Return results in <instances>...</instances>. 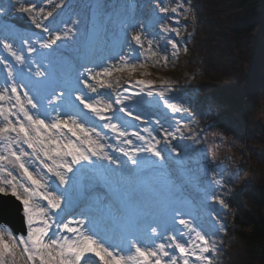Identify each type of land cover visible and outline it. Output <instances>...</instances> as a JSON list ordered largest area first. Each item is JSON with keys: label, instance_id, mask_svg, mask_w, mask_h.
Returning a JSON list of instances; mask_svg holds the SVG:
<instances>
[{"label": "snow or ice", "instance_id": "6c2138e0", "mask_svg": "<svg viewBox=\"0 0 264 264\" xmlns=\"http://www.w3.org/2000/svg\"><path fill=\"white\" fill-rule=\"evenodd\" d=\"M47 3L51 5L53 0ZM64 6V0H60L53 11H47L28 0L15 9L28 14L37 28L49 33L48 39L35 42L40 49L53 50L58 41L70 40L75 34L73 27L50 31L43 23L54 16L56 8ZM7 7L11 6L0 7V11ZM181 8L187 18L190 8L183 3L169 7L163 0H156L155 4V9L165 17L169 13L181 15ZM124 27L127 32L136 25ZM161 30L166 34V45L171 46V58L177 57L181 45L167 34L179 37L180 29L164 24ZM24 43L27 45L28 41ZM126 43L128 54L99 70L85 68L77 75V87L73 89L75 100L96 118L106 121L103 127L110 129L119 145H123L115 148L127 158L122 160L107 150L113 146L104 142L95 127L82 122L73 110L75 105L64 100L68 93H57L59 84L51 61L48 67L42 60L32 61L36 47L29 45V56L25 57L12 43L0 39V47L20 66L14 68L0 57V65L6 71L0 86V196L10 195L19 202L26 224V233L21 234L0 224V264H91L93 260L96 264H214L213 257L218 252L214 237L223 226L216 231L205 230L185 200V185L176 181L175 169L181 167L182 161L176 159L181 153L173 141L187 139L199 143L196 129L187 123L165 128L157 121L161 140L148 128L143 129L147 135L129 133L121 123L113 122L120 119L117 112L141 120L139 115L133 116L126 102L142 94L152 97L155 93L173 113L187 111L182 103L166 99L171 89L160 85L157 90L153 81H136L133 86L141 87L133 95H122L117 90L119 80L108 79L114 72L127 70L131 74L137 70V61L143 68L153 57H159L155 63L163 60L165 65L170 59L167 47L149 38L143 30L134 31L130 40L126 37ZM187 50L183 48L185 53ZM40 55L43 57V53ZM80 84L90 93L111 90L109 95L115 94V100H105L103 94L92 99L78 87ZM130 137L141 143L134 145ZM157 170L159 178L170 186L171 197L162 205L156 201L161 214H153L149 223L137 211L146 200L140 185L154 182L156 178L150 174ZM132 177L139 178L140 184L133 185ZM200 182L204 183V178ZM212 182L220 183L215 174ZM209 194L227 207L214 189L206 192L205 198ZM74 200L78 202L77 208H73ZM118 210L127 213L125 222L115 214Z\"/></svg>", "mask_w": 264, "mask_h": 264}, {"label": "rangeland", "instance_id": "374dc122", "mask_svg": "<svg viewBox=\"0 0 264 264\" xmlns=\"http://www.w3.org/2000/svg\"><path fill=\"white\" fill-rule=\"evenodd\" d=\"M27 2L28 0H0V7L11 6L7 7L5 11H0V39H6L9 43H12L14 49H16L25 57L29 56L27 52V47L29 45L36 47L37 53H33L30 57L32 61L42 60L44 66L46 67L49 66V61H51L50 66L53 69L59 84L56 89L57 93H59L61 90L68 93L65 95L64 100L75 105L73 110L79 114L82 122L87 127H95L97 132L100 133V136L104 137V142L113 146L107 149L111 154L114 153L119 159L126 160V157L121 156L120 153L115 151L116 147L123 145H119L118 141L114 138L115 134L110 129L103 127L106 121L99 120L98 118H96L94 121L88 120L90 114L89 111L84 109L83 105H80L79 102L75 100L76 93L73 91V89L77 87L76 77L79 73L83 72L85 68L99 70L100 67L116 64L121 55L128 54L129 49L126 43V37L128 40H130V37L134 31L143 30L148 34L149 38H155L158 43L167 47V53L170 56L172 52L171 46L166 45V34H164L161 30L162 25L164 24H168L171 27H177L180 29L181 34L179 37L175 36L174 33L167 34L170 36V38L174 39L178 44L181 45L177 57L171 58L170 56V59L166 65L164 64L163 60H160V63H155L159 57H153V59L147 62L143 68L139 67V61H137V70L135 72L131 74L127 70L123 72H114L111 77H108V79L113 82L119 80L120 89L125 85H135L136 81L141 80L139 71L142 69H144L142 73L144 79V77L148 78V75H145L146 72L149 73L152 70H158L160 73H164L175 67L177 63L187 61L189 54L192 57V53L190 52L191 48L193 49L195 47V41L192 42L187 39L190 37L189 29H191V25L186 24L185 19L189 20V18L192 17L191 14L193 15V13L196 14L201 12L202 5L200 8L199 0H163V3L167 4L169 7H173L177 3H183L185 8H190L187 18H185L183 15L184 8L180 9L181 15L169 13L165 17L164 14L159 13L155 9L156 0H150V3H153V6H147L146 4L143 5L142 3L141 8L139 5L140 0H110L108 7L105 5L101 6L102 0H73V4H70L69 6L65 5L62 8H56L54 10V16L43 21L44 25L49 27L50 31H63L66 27H73L75 30V34L69 41H58L57 45L53 46V50L40 49L39 45L35 43L37 40L43 41L48 39L49 33H45L42 29L37 28L28 14L19 13L15 10L20 6L21 3L26 4ZM32 2L37 3L38 0H32ZM66 2L67 0H64V3ZM59 3L60 0L44 7L47 11H53L54 6ZM43 5L44 4H42V6ZM100 7L103 12L101 11ZM150 9L151 11L155 10V13L158 15V17H164L155 23L152 21L154 24L151 29H149L148 26H145L147 22L145 19L148 16H141V11L145 10L146 13H148ZM12 19H20L24 23L32 25L39 30L15 28L14 21H12ZM77 20L79 23L74 24V22ZM176 20L179 21L178 24L176 23ZM50 22H52L53 25H50ZM126 24H134L136 27L129 28L126 32L124 27ZM149 24L151 23L149 22ZM94 36L95 42H93V49L90 52V41ZM25 40L28 41L27 45L24 43ZM60 46H64L65 50L70 53V55H64V57L71 62V68L69 70L71 71L72 78L71 85L68 87L60 86L61 83H64V80L67 81L69 79H66L67 77H63L55 67V64H57L56 62H58V57L55 55L57 53L60 55V52L58 51V47ZM133 47H135V45H133ZM184 47H187L188 49L186 53L183 51ZM40 53H43V57L40 55ZM136 54L137 53H133V55ZM62 55L63 54L61 53V56ZM0 57L7 60L13 65L14 68L20 67L15 64L14 59L8 53H6L2 47H0ZM32 67L34 70L35 64H33ZM187 74L188 73L186 72V75ZM5 77L6 71L4 70L3 66L0 65V86L3 85ZM128 81H130V83ZM78 87L87 93L92 99L101 98L99 94H103V99H110L113 101L115 100V94H111L109 99L105 96V93L108 92L107 89H99V94L97 95V93L88 92V90L85 89L82 84L78 85ZM140 87L141 86L137 85L138 89H140ZM26 90L27 89H21V92ZM45 103H47V101H45ZM144 107L145 106L143 104L136 103L132 109L133 116L139 115L141 120H134L132 117L125 116L124 113L117 112L116 116L120 119L119 121L113 120V122L121 123L125 130L129 133L138 131L141 135H147L143 129L148 128L152 130L153 135L159 139L157 136L158 131H154L152 127V124L157 123V120L151 121V119L139 113V110H142ZM108 115H111V113H108ZM224 116L225 117L222 118L221 121L216 119V122L205 130L202 137L203 141L200 143V147L198 149L194 146L190 147L191 150H189V155H194L195 158L193 159L196 161L206 159L210 163L209 166H205L204 164L196 168L194 174L198 176H204L206 169L219 176L221 175L222 171H226V173L221 177L222 180L220 183L215 184L214 188L208 189L206 192L210 193L214 189L216 195L221 196L225 200V203L227 204L226 209H228V211L232 213H239L242 210L245 211L249 209V197L255 191L253 188L254 185H249V182L251 180L255 181L262 178L260 175L262 170H257V168L253 167L254 170L252 168L251 172L247 170L241 174L242 169L236 168V165H234L236 161L240 160L241 157L245 160L249 157L248 149L244 140L245 135L243 134L244 131L241 129V126L237 121L233 120L230 116ZM229 121L231 122L232 127L224 126L228 125ZM134 122H137L139 125L133 124ZM159 122H162L161 119ZM130 138L133 139L134 143L137 145L141 143L140 141H137L135 137ZM256 147L260 149L264 148V145L258 144ZM223 165H225V167ZM34 166H38V163ZM240 174L241 176H239ZM153 177L160 179V173L158 170L154 171ZM131 180L133 185L140 184L139 178L137 177H132ZM162 183L163 181L161 184H158L157 187L160 188ZM181 184L185 185V189L188 187V190L184 191V196L185 200L190 206V210L196 215H198L197 211H201L198 217L199 221L204 225L203 227L208 226L207 224H209V228H211L212 231L219 229L220 224L216 222L214 212L211 207L212 204L208 200L210 199L211 201L216 202L215 198L210 194L207 195L208 199L205 198L203 190L197 185L189 182V180L186 178L183 179ZM0 199L11 203L14 207L17 206V201L10 195L0 196ZM75 204L78 207L77 201ZM149 208L150 204L146 197L144 204H142L140 208L137 209V211L144 216L145 221L151 223L152 219H149L151 217L147 215V213H150ZM68 218L71 219L72 217L69 216ZM221 225H223V223ZM223 230L219 231L220 236L217 238V242L221 243L219 257L220 263L246 264L248 262V257L245 243L231 232H227L226 229L223 228ZM21 264H23V262H21ZM91 264H96V261H91ZM214 264H219L218 259L214 260Z\"/></svg>", "mask_w": 264, "mask_h": 264}, {"label": "trees", "instance_id": "16d2710c", "mask_svg": "<svg viewBox=\"0 0 264 264\" xmlns=\"http://www.w3.org/2000/svg\"><path fill=\"white\" fill-rule=\"evenodd\" d=\"M109 1L103 3L108 5ZM201 4V12L189 20L195 41L192 57L189 54L187 61L164 73L146 72L148 78L143 79L144 69L139 71L141 80L153 81L157 90L160 85L171 89L166 99L182 103L187 111L173 113L155 93L152 97L134 96L126 103L131 111L134 104L142 102L148 108L164 107V119L169 125L187 123L196 129L199 143L180 139L196 147L200 146L205 129L219 115L231 114L241 123L249 157H241L239 168L242 172L248 168L252 171L253 167L261 169L262 178L251 180L255 192L249 198L248 210H222L215 214L219 226L223 223L227 232L245 243L246 264H264V148L256 147L264 145V0H201ZM138 91L137 85H128L120 93L133 95ZM139 113L149 118L152 111L143 109ZM176 159L182 161L178 168L181 182L186 178L202 188L201 180H192L194 177L184 168L183 158Z\"/></svg>", "mask_w": 264, "mask_h": 264}, {"label": "water", "instance_id": "95a60500", "mask_svg": "<svg viewBox=\"0 0 264 264\" xmlns=\"http://www.w3.org/2000/svg\"><path fill=\"white\" fill-rule=\"evenodd\" d=\"M19 26L24 28L37 29L36 27L24 23L20 19H13ZM20 207H14L10 203L0 201V222H5L11 225L16 233H26V224L23 222L22 213L19 211Z\"/></svg>", "mask_w": 264, "mask_h": 264}, {"label": "bare ground", "instance_id": "6f19581e", "mask_svg": "<svg viewBox=\"0 0 264 264\" xmlns=\"http://www.w3.org/2000/svg\"><path fill=\"white\" fill-rule=\"evenodd\" d=\"M56 1H58V0H53V2H56ZM72 3V0H67V2L65 3V5L66 6H69L70 4ZM37 4L38 5H40V6H42V4H44L43 6H47V5H49L48 3H47V0H38V2H37ZM142 4V3H141ZM145 11V10H144ZM143 12V11H142ZM146 12V11H145ZM144 12V13H145ZM149 14V12L147 13V15ZM50 25H53V23L52 22H50ZM152 28V26L150 27V29ZM69 41V40H68ZM58 51L60 52V55H59V57H58V63H60V64H62V65H64V66H66L67 68H71V62L69 61V60H67L65 57H64V55H62L61 56V53H63V52H67L66 54H70L68 51H66L65 50V47L64 46H60V47H58ZM67 70L68 71V73L69 74H71V71L70 70ZM99 93H97V95H98ZM100 95V94H99ZM112 152V151H111ZM113 155H114V153H112ZM115 156V155H114ZM75 201H73V203H74ZM75 206L73 205V208H74Z\"/></svg>", "mask_w": 264, "mask_h": 264}]
</instances>
